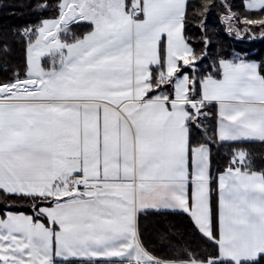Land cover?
<instances>
[{"label":"snow or ice","instance_id":"obj_1","mask_svg":"<svg viewBox=\"0 0 264 264\" xmlns=\"http://www.w3.org/2000/svg\"><path fill=\"white\" fill-rule=\"evenodd\" d=\"M187 6L41 0L56 15L16 33L27 47L23 73L5 69L11 75L0 80V193L31 214L0 205V264L264 261V172L234 147L226 171L210 174L211 144L264 143V68L221 60L216 74H186L198 59L184 35ZM246 10L264 12V0H247ZM225 19L230 30L233 19L264 26L230 7ZM80 23L90 30L76 35ZM149 210L188 214L215 254L156 257L139 228Z\"/></svg>","mask_w":264,"mask_h":264},{"label":"trees","instance_id":"obj_2","mask_svg":"<svg viewBox=\"0 0 264 264\" xmlns=\"http://www.w3.org/2000/svg\"><path fill=\"white\" fill-rule=\"evenodd\" d=\"M46 3L55 5L56 0H44ZM130 2V0H129ZM245 0H191L187 6V19L185 23V38L195 50L198 59L194 68H184V72L190 76L195 74L198 78L206 77L208 74H216L221 60H230L236 54L242 60H252L264 68V35L260 40L247 39L236 40L235 37L227 35L225 28L229 25L223 20L229 14V7L235 17L241 21L244 17L252 20L264 19V12L247 11L244 7ZM41 0H0V80H6L11 71L5 69L19 70L23 73L27 40L16 35L27 27L39 26L43 19H51L56 15L54 8L42 9L38 5ZM228 9V11H227ZM242 23V22H241ZM237 23V19L231 21L232 26L241 28L243 25ZM254 34L264 30L259 24L249 25ZM89 27L80 23L72 26V32L81 35L89 31ZM207 40V46H205ZM7 45L8 51L2 49ZM48 59L43 58L42 64H48ZM264 74V73H262ZM218 77V75H217ZM213 113L205 123L208 126V135L216 127V108H211ZM194 143L204 142V137L194 136ZM234 147H239L250 154L252 170L264 172V143L246 142L242 144L220 143L211 144L210 168L212 177L226 171L232 159ZM213 192L210 196L211 205L214 210V223L217 224V188L215 179L211 185ZM15 204L16 208L30 213V205L21 200H7L0 193V205ZM15 210V209H14ZM139 228L148 250L156 257L165 260L179 259L184 249H190L197 254V258L209 257L215 254L216 248L213 243L204 238L193 226L187 215L148 212L139 217ZM264 264V261L261 262Z\"/></svg>","mask_w":264,"mask_h":264},{"label":"built area","instance_id":"obj_3","mask_svg":"<svg viewBox=\"0 0 264 264\" xmlns=\"http://www.w3.org/2000/svg\"><path fill=\"white\" fill-rule=\"evenodd\" d=\"M234 29H236V28L233 27V29L230 30V26L227 25L226 33L229 34V35L234 34L235 33ZM239 30H240L239 34H237V35L234 34L236 36V38L239 39V40H247V39L260 40L263 37V35H264V30L260 31L258 34L249 35L247 33V32H249L247 26L246 27L243 26L242 29H239Z\"/></svg>","mask_w":264,"mask_h":264},{"label":"crops","instance_id":"obj_4","mask_svg":"<svg viewBox=\"0 0 264 264\" xmlns=\"http://www.w3.org/2000/svg\"><path fill=\"white\" fill-rule=\"evenodd\" d=\"M189 1H191V0H188V2ZM246 3H247V0H245V2H244V7H245V9H246ZM247 11H258V10H247ZM63 38V37H62ZM239 57V56H238ZM234 59L236 58V57H233ZM232 58V59H233ZM231 60V59H230ZM230 60H227V61H230ZM238 60H242L240 57L238 58ZM244 61H247V60H244ZM49 63V62H48ZM257 63V62H256ZM48 65V64H47ZM46 65V66H47ZM185 68H188V67H186L185 66ZM187 74V73H186ZM189 75V74H188ZM164 87H166V86H164ZM218 119V118H217ZM226 143H230V142H226ZM191 170V169H190ZM225 172V171H224ZM224 172H221V173H219V174H217L216 176H215V178H217L220 174H223ZM257 173H259V172H257ZM210 174L212 175V171H211V168H210ZM216 182V181H215ZM216 188H217V183H216ZM189 193H191V184L189 185ZM218 199H219V197H218V191H217V207H216V209H217V214H216V217H217V224H218ZM148 212H157V211H154V210H149V211H146V212H144V213H148ZM159 212H161V213H173V214H184V215H187L188 216V218L190 219V217H189V215L188 214H186V213H183V212H181V211H179V210H177V211H173V210H164V211H159ZM143 213V214H144ZM190 221H191V219H190ZM192 222V221H191ZM193 223V222H192ZM205 238V237H204Z\"/></svg>","mask_w":264,"mask_h":264},{"label":"rangeland","instance_id":"obj_5","mask_svg":"<svg viewBox=\"0 0 264 264\" xmlns=\"http://www.w3.org/2000/svg\"><path fill=\"white\" fill-rule=\"evenodd\" d=\"M227 11H228V9H227ZM227 16V14L225 15V17ZM225 17H223V20H226L225 19ZM241 23V22H240ZM243 26H249V24H247V23H245V22H242L241 23ZM254 25V24H253ZM234 28H236L235 27V25L233 26ZM240 29H242V28H240ZM248 31L249 32H247L249 35H254V32L250 29V28H248ZM261 31H263V30H261ZM260 32V31H259ZM227 34V33H226ZM235 35H237V32L235 31V33H234ZM228 35V34H227ZM237 40V39H236ZM238 41V40H237ZM233 57H236L235 59L233 58V59H231L230 61H232V62H236V63H238V62H240V60H238V55L236 54L235 56H233ZM46 58V57H45ZM43 59V58H42ZM225 61H227V60H225ZM42 62V61H41ZM245 62H255V61H252V60H247V61H245ZM256 63V62H255ZM217 78H219V76L217 77Z\"/></svg>","mask_w":264,"mask_h":264}]
</instances>
